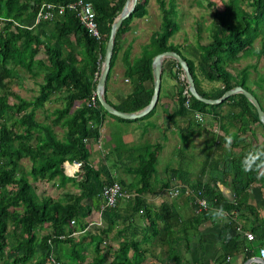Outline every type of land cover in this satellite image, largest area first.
<instances>
[{"label":"trees","instance_id":"16d2710c","mask_svg":"<svg viewBox=\"0 0 264 264\" xmlns=\"http://www.w3.org/2000/svg\"><path fill=\"white\" fill-rule=\"evenodd\" d=\"M70 1L73 0H0V264H43L50 250L60 264H140L143 260L137 227H132V220L139 213L152 219L150 205L140 196L152 192L157 186L155 165L160 143L147 144L141 150L138 148L137 152L126 153L134 158L132 166L127 165L128 161L120 160L119 166L127 167L116 169L133 176L134 181L129 184L120 173L112 172L104 158L101 157L102 162L98 164L91 163L89 159V146L101 137L103 114L118 121L132 120L105 111L96 95L94 105L87 104L90 95L95 92L110 25L125 0H85L91 3L102 36L100 39L89 36L70 11L52 20H39L33 24L42 3L60 5ZM156 2L159 28L151 32L136 56L131 57L130 47H125L121 53L123 75L129 80L130 91L120 97L117 104L105 98L106 101L124 112L145 106L152 94V57L159 52L175 51L187 63L200 95L217 98L225 90L238 85L251 92L264 111L258 94L247 83L248 68L253 64L248 63L239 70L232 66L241 58L264 55V0H225L220 4L208 0V6H212L210 40L196 47L188 43L178 46L168 42L178 28L174 21L175 4L173 0ZM146 3L147 0H136L132 12L116 29L104 92L120 41L130 29L132 17L146 13ZM257 37L261 44L255 48L253 42ZM165 61H169L173 69L176 67L171 76L178 79L181 73L179 64L171 58L164 59L162 63ZM21 71L32 78L40 76L36 92L30 98L18 95L11 88L13 79H17ZM201 79L218 84L202 87ZM184 88L186 84L181 79V88L176 93L178 112L207 114L223 132L234 126L241 134L253 133L257 129L262 134V140L248 149L230 157L223 153L220 163L205 161L192 174L193 190L200 189L208 204L207 209L194 217H202L212 208L222 207L228 211L232 205L214 194L207 180L228 177L235 195L245 189L257 172L245 173L242 161L250 151L264 148V126L258 120L254 106L239 92L214 104L189 94L185 106L181 95ZM257 88L263 90V84H258ZM51 99L60 100L61 104L53 107L45 120H37L36 109ZM224 104L228 105L226 111L220 110ZM154 106L135 119L150 114ZM197 125L194 120L188 122L190 128ZM56 126L62 129L60 137L53 129ZM192 131L189 129V134H179L183 143ZM235 138L236 141L239 139L237 135ZM216 140L214 150L226 142V137L218 132ZM22 159H27V169L21 163ZM73 160L81 161V165L69 177L62 172L61 163ZM164 173L168 178L178 176L183 182L188 181V172L182 168H167ZM203 176H206V181ZM35 182L42 185L54 183L62 189L61 194L57 197L44 195L37 191ZM112 182H118L123 189L134 194L127 216L119 217L123 225L116 231L120 237L116 247L107 246L104 249L107 233L113 226L114 218L110 214H115V206L101 212L103 228L90 227L77 236L70 235L83 229L85 219H94L92 216L99 206L101 187ZM66 183L73 188L66 189ZM163 204L157 212V219L168 223L171 217L164 214L169 202L164 201ZM43 229L44 232H41ZM89 245L92 246V255L86 252ZM111 252L114 256L106 263ZM218 262L221 264V261Z\"/></svg>","mask_w":264,"mask_h":264},{"label":"crops","instance_id":"0c3cea01","mask_svg":"<svg viewBox=\"0 0 264 264\" xmlns=\"http://www.w3.org/2000/svg\"><path fill=\"white\" fill-rule=\"evenodd\" d=\"M144 15L143 20L148 21L149 13ZM136 23L133 24L131 29L132 36L129 34V36L124 37L123 35L120 41V49L116 57L119 61H121V53L125 47H130L131 55H134L133 52L136 51L137 43H139L136 35H138V32L143 33L142 26L139 28L134 27ZM139 23L142 24V22ZM144 33L148 34V29ZM117 59H115L112 70L117 68ZM174 69L169 61L162 63L158 98L152 112L144 118H132V120L124 122L118 121L107 114L102 115L101 137L96 143L98 144L101 140H106V138L109 139L112 135L114 138L119 137L123 142L118 145L122 146L121 149H123L124 153H121L120 156L113 154L110 157L108 153H100V159L104 158L109 162L106 164L111 167L113 173H120L128 184L134 181L133 176L130 173L122 172L123 170L121 169H116L117 167L123 169L127 167L125 165L119 166L120 164L118 165L117 162H120V160L133 162L134 158L131 155H126V153L137 152L138 147L141 148L147 144L160 143L158 156L164 155L168 150L173 154L174 152L181 153L183 151L181 145L185 144L187 146V156L185 157L191 159L192 154L190 152L196 147H201L204 151L203 153H206L202 157V165L205 161L209 164L220 163L223 161V153L230 157L231 154H238L240 151L242 152L262 140V134L258 129L253 133L241 134L232 126L229 127L227 132H223L216 121L209 115L205 117L202 124L197 125L195 128L188 127V122L192 121L193 117L189 111L178 112L176 93L181 88V80L179 78L174 79L171 76ZM163 71L166 72L172 82L168 80L162 84ZM117 73V71L111 72L106 90L103 93L105 98L113 104H117L120 97L130 91V83L128 78L123 75V67L121 70L123 77L118 76ZM200 86H202L201 81ZM227 108L228 105L224 104L220 107V110L226 111ZM213 127L219 128L218 132L224 137L231 136L233 144L231 143L229 146L226 142H223L215 147L216 149L214 150L218 133L214 134L211 131ZM189 129H193V131L183 143L180 135L183 132L189 134ZM229 132L230 134H228ZM206 133L212 134L208 142L205 140ZM235 135L239 138L237 141ZM148 139L152 140V142L148 141ZM96 143H91L90 147V152L94 156H98L100 150ZM115 143L111 144L110 151L116 148ZM130 143L134 144V147L125 149L124 147ZM170 144H172V147H169ZM61 167L62 172L69 177L77 171L73 170L67 162H62ZM180 168L188 172L187 182H183L178 176L169 178L165 176V179L159 185L156 183L157 186L154 187L152 192H146L140 196L150 205L152 216V219H150L145 214L140 216L139 213L132 220V227H137V239L143 250L141 252L143 260L140 264H219L218 261H221V264H264V258H261L258 254V248L264 246V176L259 175L257 172L256 176L238 195L234 194L232 182L228 177L207 180L206 176H203L214 194L232 205L230 210H224L227 217L226 221H224L213 217L212 210L215 208L210 209L202 217H194L202 210L195 212L194 203L191 201L192 192L186 191L184 187L185 185L187 189L193 190L194 176L192 174L194 172L187 171L181 166ZM163 183H166V185L164 187L160 186ZM174 185L183 186L179 187V192L176 195H171L168 190ZM126 191L130 194V197L119 198L114 205L113 212L115 214H110V217L113 216L114 218L113 226L107 233L104 249L107 246L115 248L120 238L116 233L123 225L119 217L124 218L127 216L130 209V201L134 196L131 191ZM164 201L169 202L168 210H165L164 214L171 217L168 223H166V220L157 219L159 216L157 212L161 209L160 205ZM97 210L92 216L94 219L97 217ZM103 227L104 221L102 219L101 228ZM75 232L72 236H77L82 230H76ZM246 232L252 234L251 239L245 237ZM109 255L106 263L112 259L111 256H114L112 252Z\"/></svg>","mask_w":264,"mask_h":264},{"label":"rangeland","instance_id":"374dc122","mask_svg":"<svg viewBox=\"0 0 264 264\" xmlns=\"http://www.w3.org/2000/svg\"><path fill=\"white\" fill-rule=\"evenodd\" d=\"M164 1H167V0H164ZM173 1L175 4V9H176L174 21L176 22L178 28L169 37L168 42L171 44H178V46L183 45L184 43H188L189 45L195 46V47L200 44L207 43L210 40L209 31H210V21H211V12H212V6H208V0H173ZM212 1H215L220 4L221 1H225V0H212ZM148 13H149L148 21L143 20V17L145 15H142V16L134 15L130 21L131 24H130V29L128 30L129 32L124 34V37L129 36V34L130 36H132L131 29L133 27V24L136 22L137 23L134 25V27L139 28L142 26L141 28L143 29V33L138 32V35H136V38L138 37L139 43H137L138 45H137L136 51L133 52L134 55H131L130 53L131 57H134L139 53L141 45L148 41V38L151 32L159 28L160 17H159V9H158L156 0H147L145 14L148 15ZM139 22H142V24H140ZM146 29H148L149 31L148 34L144 33ZM258 38L259 37H257L253 42V45L255 48L256 47L258 48L261 44V41ZM248 63L253 64L252 66L248 68V74H247L248 86H250L252 90L253 89L255 90V92L258 94L257 98L259 99L260 103L264 105V97L262 96V92L264 89L261 90L257 88L258 84L260 83L263 84V87H264V83L262 82L264 81V55H261L260 57L248 56V57L241 58L238 62L233 63L232 66H234L236 70L237 69L239 70V68H241L242 66ZM116 66L117 68L113 70L111 69V71L113 72L117 71L118 72L117 75L118 76L120 75L121 77H123L121 74V70L123 67L121 61L118 60L116 62ZM179 79L181 80L180 73H179ZM39 80H40L39 75L35 78H32L28 74L21 71L19 73V77L17 79H13V82L11 83V88L15 90L18 93V95L24 98H30L33 94H35L36 89H37V82ZM168 80H171V79L166 74V72L163 71L162 77H161L162 84ZM124 83H127V82H124ZM201 84L202 86L207 88V87L217 85L218 82L207 81V80L201 79ZM162 90H163V85H162ZM11 100L14 101L13 99ZM60 104H61L60 100L56 101V100L51 99L49 101H46L41 108L36 109V115H35L36 119L40 121L45 120V116L48 114V112L53 107L59 106ZM205 115L207 116V114ZM53 129L55 130L56 135L60 137L62 133V129L57 126L53 127ZM205 135H206L205 140L206 142H208L212 134L206 133ZM148 141L152 142V140H149V139ZM122 142L123 140L121 138L119 137L114 138V136L112 135L109 139L106 138V140H101L98 144L96 143L99 147L97 148L100 150L98 152L99 153L98 156H94L93 153L90 152L89 159L91 163L98 164L102 162V160L100 159V156H101L100 153H104V154L108 153L109 157L113 154H115V156H117L119 153L123 154L124 151L123 149H121L122 146L118 145L119 143H122ZM114 143H115L116 148L113 149V151H110L109 149L111 148V144H114ZM133 145L134 144L130 143L129 145H126V147L124 148L125 149L131 148V147L133 148L134 147ZM90 147L91 145L89 146V148ZM169 147H172V144H170ZM186 147L187 146L185 144L181 145V149L183 150L181 153L174 152L173 154L168 150L167 153H165L162 156L157 155V161L155 165V170H156L155 179L158 185L160 184V182H162L165 179L164 170L167 168H171V167L180 168L181 166L185 168L187 171H191V172H195V170L199 168V166L202 163V159H203L202 157L206 153H203L204 151L201 149V147L200 148L196 147V149L190 152L192 154V159L186 158L185 157L187 156ZM21 163L23 164L25 169L28 168L27 159H22ZM106 163H109V162L105 160V164ZM117 164L119 165L120 162H117ZM133 164L134 162H130V161L127 162V165H133ZM35 185L37 186L38 192H43L44 195H48L50 197H57L61 194V191H62V189L57 187L54 183H49V184L44 183L42 185L39 182H35ZM65 188L72 189L73 187L70 183H66ZM44 230L45 229H43L41 232H44ZM86 251L88 255H92L93 254L92 246L89 245ZM23 264H33V263L27 262Z\"/></svg>","mask_w":264,"mask_h":264},{"label":"built area","instance_id":"2783aa9c","mask_svg":"<svg viewBox=\"0 0 264 264\" xmlns=\"http://www.w3.org/2000/svg\"><path fill=\"white\" fill-rule=\"evenodd\" d=\"M66 11H70L73 14V16L77 19L79 24L84 28V30L89 36L95 39L102 38L97 28V23L94 18V11L91 7V3L85 0H73L60 5H56L53 3H42L36 11L33 24H35L39 20H47V21L52 20L56 16L63 15ZM180 75L182 79V74L180 73ZM95 95H96L95 92H92V94L89 97V100L87 101V104L94 105ZM181 95L184 98L183 101L184 105L187 106L188 95H189L187 88H184L182 90ZM192 117L195 122H197L198 124H202L206 115L202 114L199 111H193ZM211 131L214 134L218 133L217 127H213ZM215 141L217 140L215 139ZM63 162L69 163L68 161H63ZM69 165H71L73 170H78V168L81 165V161L73 160L72 162L69 163ZM180 186L183 185H174L168 190V193H170L171 195H176L179 192ZM184 187L186 188V191L192 192L191 201L194 203L195 212L207 209L208 207L207 200L202 195L200 189L194 191L187 189L185 185ZM99 196H100V205L97 210V217L96 219H85L86 224L84 225L82 231L90 227H101L102 226L101 212L107 207L114 206L119 198L130 197V194L126 190H124L118 182H112L109 184H105L101 187ZM70 223H73V220H70ZM75 233L76 232H71L70 235ZM245 237L247 239H251L252 234L246 232ZM258 254L261 258H264V246L258 248ZM43 264H60V263L53 255L52 250H50L47 253Z\"/></svg>","mask_w":264,"mask_h":264},{"label":"water","instance_id":"95a60500","mask_svg":"<svg viewBox=\"0 0 264 264\" xmlns=\"http://www.w3.org/2000/svg\"><path fill=\"white\" fill-rule=\"evenodd\" d=\"M135 3H136V0H125L120 12L116 15V17L113 19L110 25L109 34H108V37L105 43L103 59L101 61V66L99 70V75H98L97 82L95 85L96 98L98 99L100 105L105 109V111L115 116L126 118V119L138 118V117L145 115L147 112H149L152 109V107L155 105L157 98H158L159 89H160V75H161L162 62L166 58H171L179 64L181 74H182V79L184 80L186 84L187 91L194 98L200 101H203L205 103L214 104V103H218L224 100L231 94L239 92L243 94L250 101V103L254 106L256 114H257V118L264 126V111L262 110L256 97L251 92H249L248 90H246L245 88L241 86L236 85V86H233L225 90L217 98L211 99V98L203 97L195 89L192 76L188 70L187 63L175 51L159 52L152 57L151 59L152 94H151L149 102L145 106L141 107L140 109L134 110V111L124 112V111H120L116 109L111 104H109L106 101L103 93H104L105 78L107 76L109 66H110V58L112 54V47L114 43L115 32H116L117 27L120 25L121 21L125 19L132 12V10L134 9Z\"/></svg>","mask_w":264,"mask_h":264},{"label":"clouds","instance_id":"9594fccd","mask_svg":"<svg viewBox=\"0 0 264 264\" xmlns=\"http://www.w3.org/2000/svg\"><path fill=\"white\" fill-rule=\"evenodd\" d=\"M227 145H231L232 137L226 138ZM242 170L247 172L256 171L259 175L264 176V148L254 149L246 154L244 160L242 161ZM213 217L217 220L226 221V213L224 209L218 208L212 210Z\"/></svg>","mask_w":264,"mask_h":264},{"label":"bare ground","instance_id":"6f19581e","mask_svg":"<svg viewBox=\"0 0 264 264\" xmlns=\"http://www.w3.org/2000/svg\"><path fill=\"white\" fill-rule=\"evenodd\" d=\"M70 169V168H69Z\"/></svg>","mask_w":264,"mask_h":264}]
</instances>
